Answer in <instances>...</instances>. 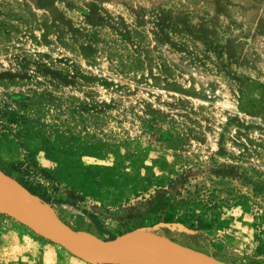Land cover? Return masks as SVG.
<instances>
[{"label": "rangeland", "instance_id": "obj_1", "mask_svg": "<svg viewBox=\"0 0 264 264\" xmlns=\"http://www.w3.org/2000/svg\"><path fill=\"white\" fill-rule=\"evenodd\" d=\"M163 15L182 26L171 40ZM10 99L62 151L39 164L97 186L49 206L61 229L44 225L82 258L0 209V264H120L91 255L119 243L158 264L153 241L192 264H264V0H0Z\"/></svg>", "mask_w": 264, "mask_h": 264}, {"label": "trees", "instance_id": "obj_2", "mask_svg": "<svg viewBox=\"0 0 264 264\" xmlns=\"http://www.w3.org/2000/svg\"><path fill=\"white\" fill-rule=\"evenodd\" d=\"M159 27V35L167 40H171V36H178L180 29H182L181 25L176 24L172 18L165 15L162 16V19H159ZM196 47V45L190 46L186 50L203 61L211 60V56L214 58L221 57L220 48L218 47L209 45L203 46L200 50ZM29 142H38L40 146L38 149H31L27 146ZM12 143L24 151L21 159L12 160L2 156V146ZM53 152L62 153V151L55 149L53 143L48 139L43 125L30 117L27 103L24 100L10 99L0 102V174L11 179L29 195L50 207L56 205L78 208V202L72 200L66 193L83 201L87 189H92L87 185L97 186V182L93 181L94 178L89 182L78 183L79 189L84 191H75L76 185L68 188L67 185L61 182L60 178L42 167L37 160L39 153H44L45 158L50 159ZM66 154L73 156L72 153ZM85 175L95 176L91 171H87ZM82 213L101 233V227L95 214L86 210H83ZM194 224L191 225L192 230L198 231L202 228V221L199 218L194 219ZM110 240L113 241L114 239Z\"/></svg>", "mask_w": 264, "mask_h": 264}, {"label": "bare ground", "instance_id": "obj_3", "mask_svg": "<svg viewBox=\"0 0 264 264\" xmlns=\"http://www.w3.org/2000/svg\"><path fill=\"white\" fill-rule=\"evenodd\" d=\"M0 209L9 216H13L24 223H30L34 226H41L49 233L51 232L49 231L48 227H55L57 229L60 227L58 225L57 218L54 216L51 208L48 205L32 197L14 181L1 174H0ZM44 225L48 226L47 227L48 229ZM54 234L56 235V232ZM58 239H60L63 243H65L60 237ZM141 239L142 241H144L146 237L142 236ZM151 244L155 248L153 249L154 252H156L153 254H158L160 257L158 264H192L193 263L189 259H182L178 257L176 248L171 247L170 249L163 250L164 248L163 245L155 243L154 241L151 242ZM68 247L72 251H74L79 257H81L79 253L76 252L73 248H71L70 246ZM92 248L96 249L91 253L94 259L112 260L120 264H153L148 261V257H150L149 255L147 256L143 255L144 257H141L140 255L135 253L133 247L128 245V243H119L114 248L111 249H101L100 247H92Z\"/></svg>", "mask_w": 264, "mask_h": 264}, {"label": "water", "instance_id": "obj_4", "mask_svg": "<svg viewBox=\"0 0 264 264\" xmlns=\"http://www.w3.org/2000/svg\"><path fill=\"white\" fill-rule=\"evenodd\" d=\"M26 225H28L31 229H33L34 231H36L38 234L46 237L47 239L53 241L54 243H57V244L65 247L66 249L70 250L74 254H76L65 243H63L60 239H58L57 237H55L53 234H51L48 231H46L43 227H41V226H34V225L30 224V223H26Z\"/></svg>", "mask_w": 264, "mask_h": 264}]
</instances>
